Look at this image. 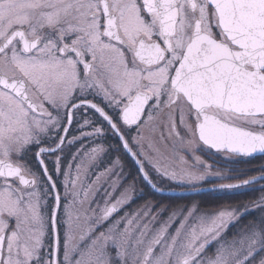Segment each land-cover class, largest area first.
Here are the masks:
<instances>
[{
  "label": "snow or ice",
  "instance_id": "6c2138e0",
  "mask_svg": "<svg viewBox=\"0 0 264 264\" xmlns=\"http://www.w3.org/2000/svg\"><path fill=\"white\" fill-rule=\"evenodd\" d=\"M0 264H264V0H0Z\"/></svg>",
  "mask_w": 264,
  "mask_h": 264
},
{
  "label": "flooded vegetation",
  "instance_id": "af4514ba",
  "mask_svg": "<svg viewBox=\"0 0 264 264\" xmlns=\"http://www.w3.org/2000/svg\"><path fill=\"white\" fill-rule=\"evenodd\" d=\"M105 163H107V162H105ZM103 167H104V165H101L100 170H103ZM95 171H96L95 168H91V169H90V174L85 178V186L87 185V181H88V180L95 179V175H94ZM115 179H116V177H112L111 180H109V181H107V182H103V181H102V190H101V192L95 197V199H97V200L100 202L101 205H103V200L100 199V197H102L103 194H104V193H103V189H107L109 192H111V195H112V201H114L117 197H119L120 193L123 191V188H122V187H119V186H117V187L115 188V190H113V188L110 187L111 182H112L113 180H115ZM173 194H174V195H179V194H180V193H179V190H177V191H176L175 193H173ZM249 195H250V197H252L251 194H249ZM244 196H245V195H243V197H244ZM241 197H242V196L237 197V198H241ZM205 199H206V200H209V198H207V197H204L203 199H201V198H199V197L196 198L197 202H200V203H201L202 200H205ZM209 201H210V200H209ZM179 203H180V204H184V203H188V201H180ZM143 205H144V201L138 199V200H136L133 204H131V205H127V206H125V208H122V209L120 210V215H122V214L124 213V211H126V210L129 211V212L136 211V210L142 208ZM92 207H96V205L93 204ZM114 215H116V214H114ZM230 231H231V230H230ZM230 238H231V235H229V239H230ZM213 251H214V248H213L211 251L207 252L206 255H211Z\"/></svg>",
  "mask_w": 264,
  "mask_h": 264
},
{
  "label": "trees",
  "instance_id": "16d2710c",
  "mask_svg": "<svg viewBox=\"0 0 264 264\" xmlns=\"http://www.w3.org/2000/svg\"><path fill=\"white\" fill-rule=\"evenodd\" d=\"M236 199L241 200V201H248V200H251L252 197H250L249 194H246L244 197L242 196L241 198H236ZM201 203L211 207V202L209 200H206V199L202 200Z\"/></svg>",
  "mask_w": 264,
  "mask_h": 264
},
{
  "label": "water",
  "instance_id": "95a60500",
  "mask_svg": "<svg viewBox=\"0 0 264 264\" xmlns=\"http://www.w3.org/2000/svg\"><path fill=\"white\" fill-rule=\"evenodd\" d=\"M166 194H173V193H166Z\"/></svg>",
  "mask_w": 264,
  "mask_h": 264
}]
</instances>
